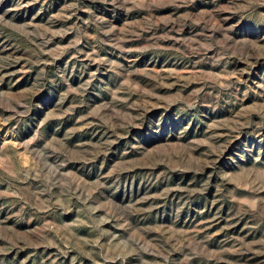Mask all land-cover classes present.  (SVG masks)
Returning <instances> with one entry per match:
<instances>
[{"label": "rangeland", "instance_id": "rangeland-1", "mask_svg": "<svg viewBox=\"0 0 264 264\" xmlns=\"http://www.w3.org/2000/svg\"><path fill=\"white\" fill-rule=\"evenodd\" d=\"M0 264H264V0H0Z\"/></svg>", "mask_w": 264, "mask_h": 264}]
</instances>
